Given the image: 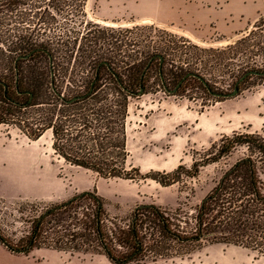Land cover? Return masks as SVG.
I'll list each match as a JSON object with an SVG mask.
<instances>
[{
  "label": "trees",
  "instance_id": "obj_1",
  "mask_svg": "<svg viewBox=\"0 0 264 264\" xmlns=\"http://www.w3.org/2000/svg\"><path fill=\"white\" fill-rule=\"evenodd\" d=\"M84 2L0 0V126L30 140L48 135L56 156L103 178H150L162 186L237 157L192 209L150 203L135 206L127 217L112 216L96 191L49 205L0 199V244L24 256L43 248L101 255L113 264L182 259L212 244L240 246L264 259L263 134L223 135L200 161L178 165L163 178L128 165L130 100L145 93L148 72L157 71L168 93L176 88L170 94L190 82L211 95L228 94L213 90L219 49L151 27L138 28L135 39L122 29L116 40L111 29H98L78 49L70 29L44 38L56 14L82 12ZM225 50L237 57V72H264L254 59L264 58V13Z\"/></svg>",
  "mask_w": 264,
  "mask_h": 264
},
{
  "label": "rangeland",
  "instance_id": "obj_2",
  "mask_svg": "<svg viewBox=\"0 0 264 264\" xmlns=\"http://www.w3.org/2000/svg\"><path fill=\"white\" fill-rule=\"evenodd\" d=\"M133 7L139 5L131 2L128 6L126 0H85L82 12L56 14V24L44 38L60 37L63 31L70 29L69 35L71 40L77 38L75 49H78L84 37L97 34L102 28L111 29L108 33L115 36L114 40L119 38L122 29H129L128 36L133 39L140 35L138 28L164 30L199 47L218 48L222 62L214 71L213 90L230 93L243 71L237 72V57L232 51L225 50V46L246 35L264 13L244 31L223 36L212 30L200 32L197 28L184 29L181 25L156 24L148 19V10L133 11ZM144 7L150 8L148 3ZM239 22L237 18L236 23ZM254 59L260 68L264 67L262 56L256 55ZM233 131L264 135V76L245 78L233 97L213 96L191 82L170 94L163 89L153 68L146 77L145 93L130 100L128 165L137 167L142 175L151 172L163 178L178 165L190 168L195 161L201 160L206 149ZM236 157L237 153H234L218 163L202 166L193 177L162 186L150 178H103L56 156L48 135L30 140L13 128L0 126V199L6 204L28 201L49 205L63 202L82 191H96L112 216L127 217L135 206L150 203L167 208L183 204L192 209ZM262 179L264 181V175ZM0 264L113 263L101 255L43 248L24 256L11 253L0 244ZM155 264H264V259L240 246L212 244L182 259Z\"/></svg>",
  "mask_w": 264,
  "mask_h": 264
},
{
  "label": "crops",
  "instance_id": "obj_3",
  "mask_svg": "<svg viewBox=\"0 0 264 264\" xmlns=\"http://www.w3.org/2000/svg\"><path fill=\"white\" fill-rule=\"evenodd\" d=\"M139 5L133 11L148 10L149 20L164 26H182L215 31L230 36L244 31L264 12V0H126ZM148 3L149 9L144 5ZM136 13V12H135ZM141 16L140 18H142ZM239 18V24L236 23ZM242 21V22H241ZM189 31V30H188ZM190 32V31H189Z\"/></svg>",
  "mask_w": 264,
  "mask_h": 264
},
{
  "label": "water",
  "instance_id": "obj_4",
  "mask_svg": "<svg viewBox=\"0 0 264 264\" xmlns=\"http://www.w3.org/2000/svg\"><path fill=\"white\" fill-rule=\"evenodd\" d=\"M189 75H192L194 76L193 74H187L186 76H189ZM249 75H261V76H264V72H260V71H257V70H250V71H247L246 73H244L238 80L237 82L235 83L234 87H233V90L232 92L228 93V94H219V93H213V95L217 96V97H233L235 96L237 93H238V85L240 82H242L245 77L249 76ZM203 81V80H202ZM203 83L205 84V82L203 81ZM176 91V88L171 90L170 93H174ZM142 92V90H141ZM140 92V93H141Z\"/></svg>",
  "mask_w": 264,
  "mask_h": 264
}]
</instances>
